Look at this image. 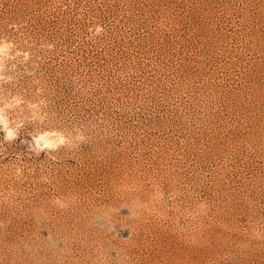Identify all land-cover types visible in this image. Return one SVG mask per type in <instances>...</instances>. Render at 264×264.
<instances>
[{
  "label": "rangeland",
  "instance_id": "1",
  "mask_svg": "<svg viewBox=\"0 0 264 264\" xmlns=\"http://www.w3.org/2000/svg\"><path fill=\"white\" fill-rule=\"evenodd\" d=\"M0 109V264H264V0H0Z\"/></svg>",
  "mask_w": 264,
  "mask_h": 264
},
{
  "label": "clouds",
  "instance_id": "2",
  "mask_svg": "<svg viewBox=\"0 0 264 264\" xmlns=\"http://www.w3.org/2000/svg\"><path fill=\"white\" fill-rule=\"evenodd\" d=\"M19 124L11 126V123L3 109H0V135L6 142H11L18 138L17 129ZM28 143L29 150L34 151L37 155L41 152L55 151L58 147L66 143V138L55 130H43L32 135L29 140L24 141Z\"/></svg>",
  "mask_w": 264,
  "mask_h": 264
}]
</instances>
